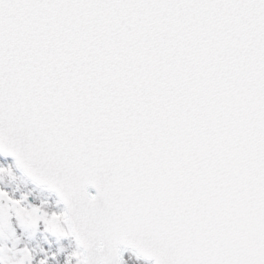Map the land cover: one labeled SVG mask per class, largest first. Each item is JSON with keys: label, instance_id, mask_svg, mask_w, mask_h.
<instances>
[{"label": "snow or ice", "instance_id": "snow-or-ice-1", "mask_svg": "<svg viewBox=\"0 0 264 264\" xmlns=\"http://www.w3.org/2000/svg\"><path fill=\"white\" fill-rule=\"evenodd\" d=\"M0 264H264V0H0Z\"/></svg>", "mask_w": 264, "mask_h": 264}]
</instances>
